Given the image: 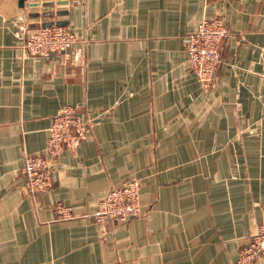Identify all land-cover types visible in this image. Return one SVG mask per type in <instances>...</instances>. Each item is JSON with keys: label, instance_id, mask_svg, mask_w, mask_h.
Returning <instances> with one entry per match:
<instances>
[{"label": "crops", "instance_id": "1", "mask_svg": "<svg viewBox=\"0 0 264 264\" xmlns=\"http://www.w3.org/2000/svg\"><path fill=\"white\" fill-rule=\"evenodd\" d=\"M18 1L0 0V264H232L264 220V0ZM218 9L234 35L205 88L186 46ZM48 21L78 37L70 53L24 52ZM69 105L91 128L33 199L25 153ZM132 178L141 214L98 223Z\"/></svg>", "mask_w": 264, "mask_h": 264}, {"label": "built area", "instance_id": "2", "mask_svg": "<svg viewBox=\"0 0 264 264\" xmlns=\"http://www.w3.org/2000/svg\"><path fill=\"white\" fill-rule=\"evenodd\" d=\"M224 2L226 0H206ZM234 31L224 19L222 9L210 17L203 18L187 42L188 66L201 81L203 87H213L216 73L222 61L221 50ZM78 37L67 27L61 25L38 26L31 30L24 42V52L31 55H48L52 52L70 53ZM91 128V119L81 108L66 106L57 113L49 127V137L45 150L41 154L25 153L22 172L25 176L24 191L36 199L53 186L52 169L67 148L75 147L85 138ZM141 183L132 178L120 186H113L100 200L95 219L98 223L120 221L126 223L132 217L141 214ZM54 208L60 219L74 216L71 206L62 201ZM264 257V220L243 246L239 256L232 264H254Z\"/></svg>", "mask_w": 264, "mask_h": 264}, {"label": "water", "instance_id": "3", "mask_svg": "<svg viewBox=\"0 0 264 264\" xmlns=\"http://www.w3.org/2000/svg\"><path fill=\"white\" fill-rule=\"evenodd\" d=\"M25 1H26V0H19V1H18V4H19L20 6H23L24 3H25ZM49 14H50V13H46V15H49ZM53 25H55V22H53V21H48V22H46V23L43 24V26H53Z\"/></svg>", "mask_w": 264, "mask_h": 264}]
</instances>
